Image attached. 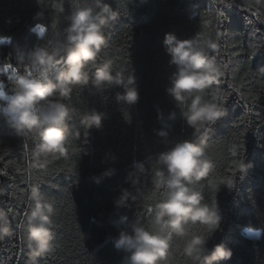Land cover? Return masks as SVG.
<instances>
[{"label":"trees","instance_id":"trees-1","mask_svg":"<svg viewBox=\"0 0 264 264\" xmlns=\"http://www.w3.org/2000/svg\"><path fill=\"white\" fill-rule=\"evenodd\" d=\"M106 2L117 8L121 17L106 31L107 44L98 60L109 57L116 68L130 71L134 67L140 100L134 105L118 103L116 94L124 91L122 87L98 91L91 82L76 86L69 103L82 112L96 108L108 116L102 128L92 129L88 154L83 153L88 150L83 136L73 139L65 154L48 157L43 172L29 167L32 140L17 137L0 117V171L6 173L0 175V207L11 208L14 233L0 241V264H31L26 234L33 202L28 192L35 183L41 184V191L53 202L56 221L55 249L36 264H122L126 253L114 245L119 235L114 221L127 215L130 220L139 216L146 224L150 222L149 209L159 199V190L152 182L156 157L186 138L203 141L216 164L210 176L197 185L205 201L218 202L221 209L220 228L209 240V247L223 242L233 249L231 259L221 264H264V231L258 236L249 234L264 229V0ZM39 9L45 14L36 20ZM65 15L53 13L48 0H0V37L12 38L11 44L0 45V60L15 64L20 52L27 54L63 29ZM38 23L47 28L43 40L31 31ZM168 32L180 38L215 32L222 35L216 54L228 65L220 84L227 112L211 132L189 127L166 92L169 78L176 71L163 45ZM158 108L165 119L170 112L177 113L175 121H168L171 127L166 138L154 132L162 127ZM78 126V120L70 123V129ZM243 158L253 166L242 176L231 161ZM134 160L143 161L146 169L137 185L126 179L136 171ZM110 167H115V175L96 183L93 177ZM219 178L234 179L236 185L229 189L219 184ZM122 188H129L136 200L117 208L114 200ZM190 230L208 231L199 224ZM182 248L183 240L174 238L169 264H192Z\"/></svg>","mask_w":264,"mask_h":264},{"label":"clouds","instance_id":"clouds-1","mask_svg":"<svg viewBox=\"0 0 264 264\" xmlns=\"http://www.w3.org/2000/svg\"><path fill=\"white\" fill-rule=\"evenodd\" d=\"M48 8L57 15L67 13L63 29L55 31L45 43L36 44L27 54L20 52L15 64L0 60V117L17 137L32 140L29 167L36 172L45 171L51 154H65L70 142L81 136L88 148L83 153L88 154L92 129L103 127L106 112L96 108L82 112L68 102L76 86L91 82L98 91L109 86L122 87L124 91L116 94L118 103L134 105L140 100L134 67L130 71L116 68L109 57L98 60L107 44L106 31L119 20L120 11L106 0H48ZM44 14L39 9L34 19L40 20ZM31 31L38 40H43L47 28L38 23ZM221 39L220 32L187 38L168 32L163 40L169 64L176 66L166 92L180 108V117L196 131L211 132L212 126L227 112V99L220 84L228 65L216 54ZM11 43V37H0V45ZM176 118L177 113L172 111L165 119L158 108L162 127L154 129L156 135L166 138L171 127L168 121ZM76 120L79 126L70 129V123ZM112 158L115 159L114 154ZM156 164L152 182L159 190V199L149 209L150 222L146 224L139 216L130 220L127 215L114 221L119 228L114 245L126 253L122 264H169L176 237L183 240L182 252L192 264H221L231 259V247L222 242L210 248L208 243L220 228L222 216L218 202H206L203 192L197 188L216 167L204 142L178 140L158 154ZM133 166L135 173L130 172L126 179L137 185L146 169L139 160H134ZM231 166L243 176L253 163L245 158L233 159ZM115 173V167H110L93 179L100 183ZM219 184L231 189L236 181L219 178ZM40 185L32 184L28 192L33 202L27 215L26 234L31 264L55 249L54 204ZM130 200L135 201L136 196L129 188H122L114 205L125 207ZM12 221L11 208L0 207V241L14 235ZM197 224L206 226L208 231H191V226ZM255 231L260 234L264 229Z\"/></svg>","mask_w":264,"mask_h":264},{"label":"rangeland","instance_id":"rangeland-1","mask_svg":"<svg viewBox=\"0 0 264 264\" xmlns=\"http://www.w3.org/2000/svg\"><path fill=\"white\" fill-rule=\"evenodd\" d=\"M249 234L254 235V236H258L259 235L257 232H255V233L249 232Z\"/></svg>","mask_w":264,"mask_h":264},{"label":"snow or ice","instance_id":"snow-or-ice-1","mask_svg":"<svg viewBox=\"0 0 264 264\" xmlns=\"http://www.w3.org/2000/svg\"><path fill=\"white\" fill-rule=\"evenodd\" d=\"M199 132V131H197ZM0 159H2V157H0ZM0 175H6V173H4L3 171H0Z\"/></svg>","mask_w":264,"mask_h":264},{"label":"built area","instance_id":"built-area-1","mask_svg":"<svg viewBox=\"0 0 264 264\" xmlns=\"http://www.w3.org/2000/svg\"><path fill=\"white\" fill-rule=\"evenodd\" d=\"M6 79V78H5Z\"/></svg>","mask_w":264,"mask_h":264}]
</instances>
